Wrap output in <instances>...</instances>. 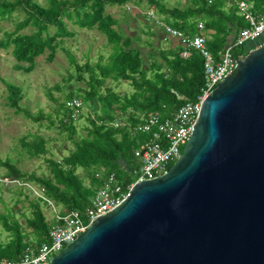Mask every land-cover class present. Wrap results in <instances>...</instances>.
Returning a JSON list of instances; mask_svg holds the SVG:
<instances>
[{
    "label": "trees",
    "instance_id": "trees-1",
    "mask_svg": "<svg viewBox=\"0 0 264 264\" xmlns=\"http://www.w3.org/2000/svg\"><path fill=\"white\" fill-rule=\"evenodd\" d=\"M144 1L153 11L155 9L159 16H163L162 20L166 24L186 33L196 34L200 20L203 21L204 32L209 35L207 46L216 57L231 43V36L247 26L236 7L226 2L227 0H214L212 4L209 0H188L183 9L171 8L163 0H49L47 8L41 7L33 0H0V19H4L13 11L24 9L28 19L19 28L26 27L31 21L37 27V30L30 34L6 32L5 37L0 39V48H12L11 54L18 62L15 66L18 70L31 71L35 67L36 59L43 55L53 60L64 39L75 35L69 30L67 21L79 28L98 29L106 37L107 46L111 50L106 60L100 55L94 64L88 62L83 67L76 63L77 80L87 84V89L83 91V101L92 107L87 118L90 124L87 135L77 136V121L69 117L70 109L66 107L68 101L81 100V94L69 95L67 102L62 104L63 113L56 112L55 120H51L53 125L58 124L61 132H67L70 140L74 142L69 156L64 158L63 162L50 160V175L40 177L36 173L19 170L7 161L4 163L7 173L0 176L1 187L7 186L3 182L4 178L23 180V184L34 183L45 198L56 206H62V211L66 214L73 210L84 212L94 194L93 189L101 186L111 173H116L119 180H124L125 185L136 181L133 169L137 167L134 150L138 138L131 137L125 127L117 128L112 123L127 119L134 126L140 123V115L151 112H160L166 118L183 105L186 99L196 101L205 86L204 59L199 53L194 52L191 57L185 59L181 56L184 48L178 41L173 40L171 44L169 42V48L162 45L163 29L155 22L152 28L156 26L159 32H154L149 27V31L144 33L149 38L142 39L139 34L131 35L129 28L125 29L123 24L107 13L108 7H124L130 2H133L134 9L137 10V6ZM248 1L253 3L255 12H264V0ZM18 6L23 9H17ZM127 18L128 21L133 19V22L138 20L135 15L132 18L131 13ZM145 46L148 48L144 49ZM256 46L257 43L251 44L253 48ZM239 54L240 51L235 53ZM71 59L77 62L72 56ZM24 62L30 66L24 67ZM110 81L132 83L133 94L119 96ZM5 85L8 90V104L15 109L16 114L34 122L39 121L38 116L21 106L22 88L9 82H5ZM98 103L102 104L103 109L98 110ZM118 113L123 114V118H118ZM83 117L84 113L80 118ZM35 145L38 152L45 153L43 139L36 140ZM78 169L84 170L91 180L92 187L86 186L82 175L76 173ZM97 170H102L104 175L95 178ZM128 172L131 175H128ZM19 189L27 190V186L22 185ZM41 203L49 204L34 195L30 201L31 217L26 218L29 226L34 229L37 244L50 240L49 223ZM0 217L13 235L9 243H0V259L15 260L29 242L25 240L27 235L23 233L17 221H9L8 217L1 214Z\"/></svg>",
    "mask_w": 264,
    "mask_h": 264
},
{
    "label": "water",
    "instance_id": "water-1",
    "mask_svg": "<svg viewBox=\"0 0 264 264\" xmlns=\"http://www.w3.org/2000/svg\"><path fill=\"white\" fill-rule=\"evenodd\" d=\"M51 264H264V44L205 99L169 172Z\"/></svg>",
    "mask_w": 264,
    "mask_h": 264
},
{
    "label": "rangeland",
    "instance_id": "rangeland-1",
    "mask_svg": "<svg viewBox=\"0 0 264 264\" xmlns=\"http://www.w3.org/2000/svg\"><path fill=\"white\" fill-rule=\"evenodd\" d=\"M33 2L43 8H47L49 5V0H33ZM163 2L171 8L179 7L182 9L188 4V0H163ZM226 2L231 3L230 0ZM231 5L234 4L231 3ZM138 6L136 10L133 2H130L124 7H108L107 13L113 19L119 21L120 24H123L125 29L129 28L131 35L133 33L139 34L142 39H147L149 37L144 33H147L149 27L152 28L154 24L153 19L148 15L152 9L147 6L146 1ZM17 9H23V7L18 6ZM130 13L132 18L133 15L138 17L136 22H133V19L128 21L127 15ZM27 17L28 15L23 9L22 11H13L12 14L4 19H0V39L5 37L6 32L18 34L35 32L37 27L32 21L26 27L19 28L23 22L27 21ZM145 17L149 21H146ZM160 17L162 18L163 16ZM200 22L203 23L201 20ZM67 23L69 30L75 35L64 39L53 60H49L47 55L38 57L35 67L29 72L15 68L18 62L11 54L12 48H0V176L7 173V167L4 166L7 161L24 172L36 173L38 177L49 176V161L63 162L64 158L68 157L74 148V142L70 140L68 133L61 132L58 124L53 125L51 120H55L56 112L61 111L63 113L62 104L67 102L69 95L81 94L80 98L83 101V91L87 89V84L77 80L78 66L76 63L83 67L88 62L94 64L98 61L100 55H103L106 60L111 50L107 46L106 37L98 29L88 30L79 28L72 22L67 21ZM154 27L152 28L153 31L159 32V29L156 26ZM196 34H198V31ZM155 39L154 36L153 40ZM170 44L169 42L167 44L163 42L162 45L165 48H169ZM145 48L148 47L145 46ZM154 55H157V53H154ZM71 56L77 62H73ZM23 66L29 67L30 64L24 62ZM5 82L13 83L22 88L21 106L38 116L39 121L34 122L23 115L16 114L15 109L8 104V90ZM109 83L121 97L130 96L134 92L132 83H116L112 81ZM105 95H107L106 92ZM106 99L111 98L106 97ZM113 106L117 107V105ZM98 107V110L103 109L101 103H98ZM91 110L90 104L86 105L84 103V117L75 122L78 129V137L87 135V128L90 125L87 118ZM122 115L118 113L116 116L123 118ZM40 116H43V118ZM140 117L142 119L144 115H140ZM124 123V127L130 133L132 125L127 119L124 120ZM39 138L45 142V153H40L36 150L35 141ZM24 143L29 144L25 145ZM76 173L82 175L86 186L92 187L91 180L86 176L83 169H78ZM127 174L131 175L130 172ZM103 175L104 172L102 170H97L94 176L99 178ZM3 180L7 186H0V214L8 217L9 221H17L21 225L23 233L27 235L25 240L35 242L34 229L29 226L26 218L31 217L30 201L33 200L34 195L40 197L42 192L37 190L39 188L34 183L26 182L23 184V180H10L9 178H4ZM22 185L27 186V190L21 191L19 187ZM56 207L60 211L63 210L60 205ZM41 208L47 223H50L54 216L53 207L49 204L41 203ZM12 238V231L4 225V220L0 217V243L7 244Z\"/></svg>",
    "mask_w": 264,
    "mask_h": 264
},
{
    "label": "built area",
    "instance_id": "built-area-1",
    "mask_svg": "<svg viewBox=\"0 0 264 264\" xmlns=\"http://www.w3.org/2000/svg\"><path fill=\"white\" fill-rule=\"evenodd\" d=\"M214 0H209L212 4ZM247 26L236 32L231 43L216 57L207 46L204 24L197 26L198 34L186 33L172 25L166 24L153 10L148 13L152 21L163 29V42L178 41L184 48L181 56L188 59L194 52L204 59L205 86L196 101L186 99L185 103L164 118L160 112H151L137 125L130 127L131 137L138 138L134 150L137 167L133 169L135 182L125 185L116 173H111L103 184L93 189L94 194L84 212L73 210L64 214L56 205L41 194L53 207L54 216L49 223V242L37 244L28 242L22 254L15 260L0 259V264H51L53 257L73 243L98 218L111 213L126 197L136 183L155 180L167 174L171 167L182 158L205 99L217 88V85L235 71L238 61L244 59L253 49L264 44V12L254 11V5L248 0H230ZM257 43L256 47H251ZM239 55H235L239 52ZM182 98V97H181ZM70 109L69 117L78 121L83 112L81 100L66 103ZM123 128L124 120L112 123Z\"/></svg>",
    "mask_w": 264,
    "mask_h": 264
},
{
    "label": "crops",
    "instance_id": "crops-1",
    "mask_svg": "<svg viewBox=\"0 0 264 264\" xmlns=\"http://www.w3.org/2000/svg\"><path fill=\"white\" fill-rule=\"evenodd\" d=\"M200 23H202V22H200ZM205 33H206V32H204L203 34L206 35ZM209 33H212V31H209ZM206 37H207V39H208V38H209V35H208V36L206 35ZM231 38H232V36H231ZM231 38H230V39H231ZM231 40H232V39H231Z\"/></svg>",
    "mask_w": 264,
    "mask_h": 264
},
{
    "label": "clouds",
    "instance_id": "clouds-1",
    "mask_svg": "<svg viewBox=\"0 0 264 264\" xmlns=\"http://www.w3.org/2000/svg\"><path fill=\"white\" fill-rule=\"evenodd\" d=\"M120 120V119H119Z\"/></svg>",
    "mask_w": 264,
    "mask_h": 264
}]
</instances>
